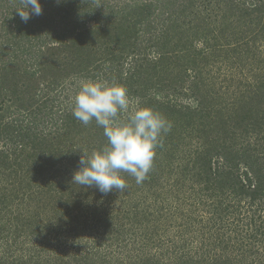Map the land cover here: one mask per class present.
<instances>
[{
	"label": "trees",
	"instance_id": "16d2710c",
	"mask_svg": "<svg viewBox=\"0 0 264 264\" xmlns=\"http://www.w3.org/2000/svg\"><path fill=\"white\" fill-rule=\"evenodd\" d=\"M39 2L0 0V264H264V0ZM84 81L171 122L144 182H73Z\"/></svg>",
	"mask_w": 264,
	"mask_h": 264
},
{
	"label": "clouds",
	"instance_id": "9594fccd",
	"mask_svg": "<svg viewBox=\"0 0 264 264\" xmlns=\"http://www.w3.org/2000/svg\"><path fill=\"white\" fill-rule=\"evenodd\" d=\"M21 7L18 12L24 22L32 15L42 14L39 0H21ZM73 99V116L84 125L94 120L108 140V145L93 152L89 159L81 158V167L74 172L73 182L81 186L95 185L102 193L113 189L121 192L128 187L121 172L134 177L137 184L144 182L163 135L172 128L171 122L150 107H139V98L136 106L131 107L128 90L120 84L84 81ZM121 113H128L126 122H118Z\"/></svg>",
	"mask_w": 264,
	"mask_h": 264
},
{
	"label": "rangeland",
	"instance_id": "374dc122",
	"mask_svg": "<svg viewBox=\"0 0 264 264\" xmlns=\"http://www.w3.org/2000/svg\"><path fill=\"white\" fill-rule=\"evenodd\" d=\"M114 2H135V1H141V0H113ZM142 208H140L139 210H141ZM51 213V211H50ZM179 244H181V241L179 240L178 241ZM132 248H133V245H132ZM131 249V248H130ZM77 251V250H76ZM128 256H132V252L130 251V254Z\"/></svg>",
	"mask_w": 264,
	"mask_h": 264
}]
</instances>
